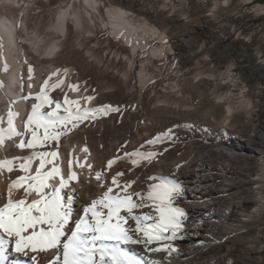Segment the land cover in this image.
I'll use <instances>...</instances> for the list:
<instances>
[{"label":"rangeland","instance_id":"1","mask_svg":"<svg viewBox=\"0 0 264 264\" xmlns=\"http://www.w3.org/2000/svg\"><path fill=\"white\" fill-rule=\"evenodd\" d=\"M60 1L66 0H34L30 24L44 30ZM109 1L162 28L165 42L149 44H165L171 50L161 57H149V48L131 55L120 39L98 24L81 38V49H71L66 41L58 59L66 54L77 58L80 70L75 68L72 84L94 93L99 106L120 108L70 133L95 122L105 128L125 122L107 134L106 143L128 152L144 145L142 151L161 153L151 164L141 162L138 167L149 166L142 182L147 186L159 182L148 177L159 170L166 173L172 163H177V174L188 163L190 169L200 164L224 197L219 202L222 215L215 221L221 231L213 232L207 240L212 246L193 264H264V0H136L133 8L129 0ZM145 60L140 82L138 72ZM227 103L235 112L225 122ZM147 122L153 128L142 129ZM169 128L175 133L172 141L145 143ZM183 193L178 206L188 217L180 204Z\"/></svg>","mask_w":264,"mask_h":264},{"label":"snow or ice","instance_id":"2","mask_svg":"<svg viewBox=\"0 0 264 264\" xmlns=\"http://www.w3.org/2000/svg\"><path fill=\"white\" fill-rule=\"evenodd\" d=\"M33 71L29 66V73ZM63 77L67 69L62 70ZM61 70L51 73L45 79L36 94L37 103L27 115L24 132L14 125L18 113L11 108L7 113V128L0 127V145L6 139L30 133V139H22L16 145L21 150L30 149L31 154L0 159V170L6 169L11 176L18 170L25 175H17L7 185V199L0 206V264H24L20 259L9 260V244L13 250L24 256L31 253L32 264H40L37 255L52 252L54 255L46 264H159L146 259L148 253L176 251L173 241L185 230L187 218L185 210L178 206V198L184 191L180 181L174 176H151L146 190L135 191L132 186L135 179L125 180V170L116 171L110 177V185L102 194L81 208H75L77 189L73 186L80 177L69 161V172L64 175L59 167L44 171L48 157L58 156L57 151H37L43 149L48 141L58 147L61 137L85 121L93 120L97 115L119 112L112 105L82 107L91 102L94 96L70 99L67 93L62 100L49 95V88L58 90L65 84ZM52 77H57L50 84ZM71 91H79L78 84H68ZM48 110H45V109ZM175 127H180L176 125ZM43 129L42 136L39 130ZM175 133L172 128L158 133L145 143L149 146L172 141ZM144 145L125 151L122 155L109 159L107 169L118 162H129L139 167L141 162L151 164L161 155L156 151H142ZM84 152L88 149L85 147ZM167 151V149H165ZM39 166L32 174L33 161ZM81 168L91 165L80 164ZM178 167V166H177ZM127 171L131 172L132 167ZM59 178L58 184L51 181ZM97 182L104 179L103 171L95 172ZM50 189V191H49ZM14 193H22L14 195ZM35 197L29 199V197ZM134 225V226H133ZM139 246L141 251L134 250Z\"/></svg>","mask_w":264,"mask_h":264},{"label":"bare ground","instance_id":"3","mask_svg":"<svg viewBox=\"0 0 264 264\" xmlns=\"http://www.w3.org/2000/svg\"><path fill=\"white\" fill-rule=\"evenodd\" d=\"M33 1L0 0V127L5 129L7 128V113L11 108L18 113V116L14 118L15 127L18 131L24 132L27 115L31 113L32 105L37 103L36 94L39 93L44 80L48 79L51 73L56 72L58 69L61 70L60 75L61 78L65 79V84L57 91L49 88L50 96L57 100H62L64 93H67L70 99H81L88 95L93 96L94 93L89 94L81 89L79 91L69 90L67 85L72 84L75 68L78 67L79 63L77 58H71L70 54L63 55V59H58V57L62 55V46L66 41L71 49L75 46L81 49L83 45L81 38L84 37L85 39V33L92 32L96 24L103 30L108 31L113 38L120 39L129 48L131 55H135L139 49L149 48V57H161L170 49L165 44L152 46L149 44L152 40L165 42L167 34L162 28L144 17L136 18L137 15L132 11L113 4L109 0H106L108 3L103 0L60 1L52 7L54 20L50 21L44 30L39 28L38 23L32 26L29 22V16L34 12H32V4L35 3ZM244 1L250 2L252 0ZM101 7L103 8L102 11ZM70 35L73 36L72 39L69 38ZM90 56L91 53L88 51L87 57ZM146 61H143L138 72L140 82L144 81L142 66ZM38 64L39 67L36 66ZM29 66L33 69L31 74L29 73ZM64 69H67L66 77H63L62 70ZM125 75L127 76L126 73ZM56 79L57 77H52L50 84L55 83ZM95 97L87 104L81 99V106H99ZM221 100H223V96L219 98V101ZM224 110V121L227 122L229 117L234 114V107L227 103ZM95 123L85 124L86 126H83L81 130H74V132L62 136L58 147L55 142L48 141L43 149L39 147L36 149L37 151L58 152L57 157H48V160L52 163H47L44 171L51 170L53 166H56L67 176L69 161H73L72 170L76 171L80 177V181L73 184L78 190L75 208H81L92 199L98 198L106 190L102 185H110V177L116 171L125 170V180H137V183L132 186L133 190L147 189V185L143 184V176L149 170V166L142 167V170H140L131 166L129 161L118 162L111 169L106 167L109 159L122 155L123 152L129 150L128 148L127 150L124 149L125 147L122 149L120 145L119 148L115 149L110 142L109 145L106 143L107 134L113 131L114 127L125 125V122H119L113 128L97 127ZM152 125V122L144 123L142 129H151L153 128ZM39 134L42 136L43 129L39 130ZM30 138V133L11 138H8L6 134L4 144L0 145V159L30 155L32 150H21L16 147L20 140ZM85 147L88 149L87 152L83 151ZM80 164H90L92 167L91 169L87 166L81 168ZM176 164V162L172 163L171 170L166 173L159 170L155 172V175L166 174L167 176H174L180 181L184 188L180 204L189 212V216L186 218L188 222L185 225V230L175 240L181 245V249H176L171 253L153 252L147 254L146 259L158 261L159 264H193L197 256L211 245L207 243V240L213 232L221 229V226L216 225L215 221L222 215L219 202L221 201L220 198L224 197L221 196L223 189L216 183L214 177L200 167V164L190 169L191 165L189 166L188 163L187 169L178 174ZM38 166L39 161L34 159L32 174H35V169ZM129 167H132L131 172L127 171ZM97 171H103L104 179L100 182H97L94 178ZM17 175H25V173L18 170V166L11 176L6 169L0 170V206L3 202H6L7 185ZM58 180L57 177L51 183L58 184ZM21 194L14 193V195ZM33 198L35 197H29V199ZM13 248L14 244H9V260L20 259L24 261V264H32L31 253L24 256L16 253ZM134 250L139 252L141 248L135 246ZM53 255L52 252L41 253L37 255V260L40 261V264H46Z\"/></svg>","mask_w":264,"mask_h":264},{"label":"crops","instance_id":"4","mask_svg":"<svg viewBox=\"0 0 264 264\" xmlns=\"http://www.w3.org/2000/svg\"><path fill=\"white\" fill-rule=\"evenodd\" d=\"M134 1H136V0H129V2L127 3V5L130 7V8H133V6H134ZM137 8V7H136ZM165 16L163 15V18H164ZM175 19V18H174ZM157 22L158 23H160V24H163L164 22H159L158 20H157Z\"/></svg>","mask_w":264,"mask_h":264}]
</instances>
